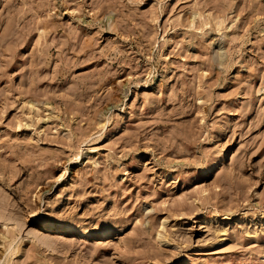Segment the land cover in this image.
Masks as SVG:
<instances>
[{"label": "rangeland", "instance_id": "obj_1", "mask_svg": "<svg viewBox=\"0 0 264 264\" xmlns=\"http://www.w3.org/2000/svg\"><path fill=\"white\" fill-rule=\"evenodd\" d=\"M0 209V264H264V0H0Z\"/></svg>", "mask_w": 264, "mask_h": 264}, {"label": "bare ground", "instance_id": "obj_2", "mask_svg": "<svg viewBox=\"0 0 264 264\" xmlns=\"http://www.w3.org/2000/svg\"><path fill=\"white\" fill-rule=\"evenodd\" d=\"M4 208V207H3ZM1 210V209H0ZM30 219H32V218H30ZM34 220V219H33ZM41 226L44 228V229H47V232H50V231H52V230H54V229H56V228H54V226L52 225V224H50V223H48V222H45V221H43V223H41ZM62 233H64L65 235H67L68 233H70V232H72L73 230H72V228H70V227H62ZM101 234H105L106 233V231H101L100 232ZM87 236H89V234H85L84 235V237H87ZM38 241L40 242V243H42V244H44V245H51L52 246V244L53 243H51L49 240H45V239H42V238H38ZM7 242V241H6ZM9 247V246H8ZM15 251V250H14ZM17 251H18V249H17ZM7 253H9V252H7Z\"/></svg>", "mask_w": 264, "mask_h": 264}]
</instances>
